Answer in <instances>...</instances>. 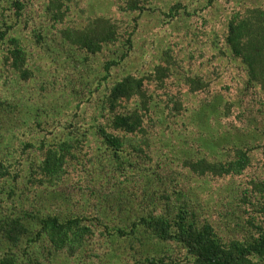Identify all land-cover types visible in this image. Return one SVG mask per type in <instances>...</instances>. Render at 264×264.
Masks as SVG:
<instances>
[{"label": "rangeland", "instance_id": "1", "mask_svg": "<svg viewBox=\"0 0 264 264\" xmlns=\"http://www.w3.org/2000/svg\"><path fill=\"white\" fill-rule=\"evenodd\" d=\"M13 2L0 0V160L10 171L0 177V225L17 215L34 234L14 247L1 242L0 256L10 246L19 264H198L141 223L172 219L183 205L225 247L252 245L264 230V82L250 81L226 36L231 18L264 14V0H63L56 23L47 0H24L18 13ZM106 19L115 39L95 53L61 37ZM10 36L27 71L6 59ZM127 75L144 93L117 107L138 109L132 133L115 131L103 107ZM101 127L120 137L117 154ZM60 143L69 149L63 171L48 181L36 162ZM237 163V172H224ZM26 207L74 219L66 232L72 240L83 228L81 246L56 249L36 236ZM247 260L264 264L255 253Z\"/></svg>", "mask_w": 264, "mask_h": 264}, {"label": "trees", "instance_id": "2", "mask_svg": "<svg viewBox=\"0 0 264 264\" xmlns=\"http://www.w3.org/2000/svg\"><path fill=\"white\" fill-rule=\"evenodd\" d=\"M23 1L14 0L13 5L17 13L23 8ZM133 7H137L136 2L133 3ZM62 8H65L63 0H47L44 5V10L49 14L46 13L53 23L58 22L63 16ZM115 33V27L106 19L95 21L84 29L74 30L67 27L61 31V37L65 43L67 41L70 45L83 48L89 53H95L104 43L113 41ZM5 34L6 29H0V40L4 39ZM7 42L11 47L8 48L6 59L11 61L12 67L19 72L27 71L28 69L22 67L25 63V52L19 44L17 36H10ZM226 43L235 54L241 55L248 67L250 81L261 80L264 82V14L251 9L241 19H238L237 16L231 18L228 22ZM141 85L139 78L127 75L116 81L104 96L103 107L111 113L110 126L115 131L132 133L139 126L138 109L131 112H119L117 107L120 106L122 100H130L135 96L142 98L144 93ZM98 131L104 143L117 154L122 146L120 137L107 132L102 127ZM68 151L69 149L65 143L45 148L43 157L36 162L40 174L48 181H54L55 176H59L63 171V164L66 161ZM242 164H231L224 172L229 170L237 172ZM207 166L208 169H212L208 164ZM214 171V174H218L216 170ZM9 174V169L0 160V177ZM15 189L16 186L12 184L10 187L11 196L13 195L12 192L15 193ZM24 211V217L27 220L36 219L37 232H40L36 234L35 231L36 236H45L53 248H78L81 246L85 234L83 228L79 229V235H72V240L66 232V227L73 223L74 219L61 221L55 215H39L36 217L35 215L39 214L36 213L38 211L32 212L29 207H26ZM141 223L151 230L157 238L170 240L181 245L188 254L194 257L198 264H249L248 256L254 253L264 258V230L250 246L227 248L215 236L212 226L206 222L199 226L184 205L178 209L172 219L163 215L147 216L141 219ZM32 234H34L33 229L31 226L28 227L21 217L9 215L3 218L0 225V244L6 242L14 247L21 236L28 237ZM10 246L0 256V264H19L18 256Z\"/></svg>", "mask_w": 264, "mask_h": 264}]
</instances>
